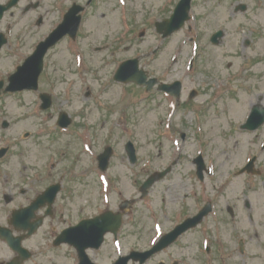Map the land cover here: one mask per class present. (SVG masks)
Instances as JSON below:
<instances>
[{"label": "flooded vegetation", "instance_id": "1", "mask_svg": "<svg viewBox=\"0 0 264 264\" xmlns=\"http://www.w3.org/2000/svg\"><path fill=\"white\" fill-rule=\"evenodd\" d=\"M177 1L156 0L148 6L143 3L146 9L134 14L154 28L156 21L171 13ZM116 13L119 33L104 34V25ZM131 17L128 0H0V53L9 50L14 59H19L17 68L55 30L75 29L78 25L75 38L67 33L47 51L43 69L50 62L54 75L73 71L83 87L89 57L129 49L133 37ZM43 26L47 29L37 38L35 34ZM140 35L145 36L146 31L137 36L143 39ZM250 44L246 41L244 47ZM140 58L139 64L143 60ZM252 59L255 63L249 68L259 62ZM11 74L1 75L0 82ZM24 93H37L34 102L42 113L40 91L7 93L0 99ZM91 94L87 91L85 97ZM261 102L258 97L249 103L248 110ZM89 109L80 107V120H90ZM61 112L54 122L57 135H48L53 144L58 143V149L47 144L44 151L49 152L46 157L50 161L45 159L41 164V158L32 157L30 148L24 147L30 146L31 138L45 137L39 130L44 124L21 133L19 140L10 130L12 125L5 118L1 122L6 127L1 124L0 151H6L0 157V264H45L39 257L56 250V239L66 234H71L73 241L79 240L92 264H138L136 253L147 252L155 245L160 249L154 250L143 264H264V121L254 131L242 127L246 120L231 126V154L221 169L210 173L206 169L202 177L185 172L178 182L173 163L170 172L152 187L160 190L154 207L150 194L142 197L141 186L149 176H145L138 149L134 147L135 159L131 161L126 143L122 146L118 164L130 168L132 174L122 177L113 162L120 143L106 142L104 149H111V157L104 170L98 163L100 152L89 156L91 153L84 149L74 150L70 143L60 142L62 129L57 123ZM115 115L116 110L104 117ZM75 117L70 116V126L65 131L78 124ZM85 135L93 140L91 132ZM87 145L92 152V143ZM80 146L85 145L82 142ZM60 148L72 150L57 156ZM71 244L70 240L64 241L59 247L68 246L78 264ZM69 257L72 259L71 254ZM49 263L55 264L53 259Z\"/></svg>", "mask_w": 264, "mask_h": 264}, {"label": "rangeland", "instance_id": "2", "mask_svg": "<svg viewBox=\"0 0 264 264\" xmlns=\"http://www.w3.org/2000/svg\"><path fill=\"white\" fill-rule=\"evenodd\" d=\"M155 1L128 0L132 9V44L126 51L122 48L111 55L89 57L90 64L86 63L89 67L87 81L85 79L83 87H80L79 78L72 74L73 71L68 75H54L53 65L49 66L50 62H47L45 73L39 79L38 89L51 95L53 104L47 113L37 111L38 103L34 102L37 93L4 96L0 99V123L5 118L12 125L10 130L19 140L22 138L19 136L21 133L32 131L41 122L44 124L39 130L45 137L39 140L31 138L30 146L26 144L24 147L30 148L32 157L36 155L35 158H41L40 164L45 159L50 161L46 157L49 152L44 150L47 144L53 147V139L48 135L52 132L57 135L54 122L58 112L63 111L71 117L76 116L75 122L78 124L66 132H60V142L66 141L72 149H84L85 152L86 148L80 144L90 142L94 148L89 156L101 152L108 141L120 143L116 147L117 154L113 162L122 177L132 175L130 168L127 170L118 164V158L123 156L121 151L126 140L134 143L141 153L143 171L147 177L155 169L166 167L175 160L173 172L178 174L177 181L181 182L185 172H194L192 161L200 153L206 156L207 162L214 169L223 168L225 159L231 154V126L242 122L249 103L256 102L258 97L264 104V0H194L191 5V20L187 25L191 30L184 27L164 41L157 37L153 24L148 25L141 21V16L134 14V11L137 13L141 9L145 10L143 5ZM235 4L247 5V11L233 14ZM46 29V26L38 28L35 36L39 38ZM142 30L146 31V35L139 39L137 36ZM219 30H224L225 36L222 44L215 47L210 44L209 38ZM107 31L111 34L119 33L117 13L104 25L103 33L106 34ZM102 35L99 39H102ZM246 41L251 43L249 47H244ZM158 45L161 46L157 49ZM10 53L9 50L0 53V77L12 72L19 62ZM135 56L143 59L140 64L151 77L164 83L181 81L183 103H180L179 109L170 98L155 91L146 95L133 85L129 89V99L120 102L122 88L112 81L113 69L117 63ZM252 58L259 62L257 66L249 68L255 63ZM190 60L194 64L188 71ZM192 89L198 91V97L187 105V95ZM87 90L92 93L89 98L85 97ZM82 105L90 107L91 117L88 122L79 119L82 112L79 114L78 111ZM112 107L117 115L105 118V115L114 113ZM123 120L125 121L122 123ZM84 122L89 127L84 126ZM10 130L3 131V134ZM90 132L93 134L92 141L91 137L83 136ZM63 133L67 136L62 135ZM53 145L58 149V143ZM71 150L60 148L57 156L66 155ZM159 192L156 186L151 190L150 198L154 207ZM57 250L50 251L39 259L45 260V264H50L49 259H53L55 264H71L72 259L66 257L71 253L70 248L64 245Z\"/></svg>", "mask_w": 264, "mask_h": 264}, {"label": "water", "instance_id": "3", "mask_svg": "<svg viewBox=\"0 0 264 264\" xmlns=\"http://www.w3.org/2000/svg\"><path fill=\"white\" fill-rule=\"evenodd\" d=\"M189 2L190 0H182L181 3L178 5L179 8L175 12V14L170 18V20L166 21V23L164 24L165 36L170 35L174 31H177L179 27L183 24V22L188 19L186 17V13L187 10L189 9ZM216 37H221V34L220 33L216 34L212 39L216 41L215 39ZM43 53L44 51L38 55V62H35L34 60L33 62H30L28 65H26L23 68V71L17 77L19 81L17 86L13 88L11 87L10 88L11 91L30 88L31 84H34V82L36 81L35 78L41 71V69L39 68H40L41 56L43 55ZM124 67L125 66H123L121 73L123 72ZM28 81H31V83L25 86H20ZM153 181L154 179L150 178V180L147 181V183L145 184V187L149 188Z\"/></svg>", "mask_w": 264, "mask_h": 264}]
</instances>
